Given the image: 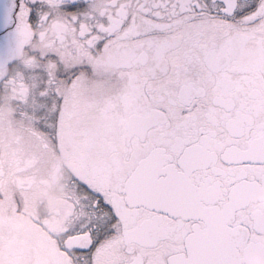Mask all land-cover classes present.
<instances>
[{"label": "snow or ice", "instance_id": "snow-or-ice-1", "mask_svg": "<svg viewBox=\"0 0 264 264\" xmlns=\"http://www.w3.org/2000/svg\"><path fill=\"white\" fill-rule=\"evenodd\" d=\"M0 264H264V0H0Z\"/></svg>", "mask_w": 264, "mask_h": 264}]
</instances>
